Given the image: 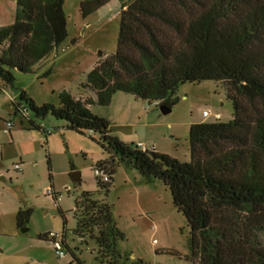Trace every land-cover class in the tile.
I'll return each instance as SVG.
<instances>
[{
    "label": "trees",
    "instance_id": "trees-1",
    "mask_svg": "<svg viewBox=\"0 0 264 264\" xmlns=\"http://www.w3.org/2000/svg\"><path fill=\"white\" fill-rule=\"evenodd\" d=\"M109 1L82 0L80 15ZM62 4L15 1L13 22L0 26L4 84L15 88L13 71L31 72L65 41ZM202 80L224 85L232 116L190 124L189 161L121 141L110 133L108 119L89 109L108 105L116 92L171 107L179 85ZM81 87L94 98L63 90L57 104H37L20 90L13 113L25 107V119L40 131L35 119L51 115L64 129L88 134L109 155L96 164L108 176L96 177L105 193L115 164L134 168L147 183L160 180L189 227L191 264H264V0H127L119 13L116 50L98 55ZM30 214V208L17 211L19 228ZM74 216V233L95 241L104 264H144L117 250L123 234L110 206L91 192H79ZM37 237L47 239L46 233Z\"/></svg>",
    "mask_w": 264,
    "mask_h": 264
},
{
    "label": "rangeland",
    "instance_id": "rangeland-1",
    "mask_svg": "<svg viewBox=\"0 0 264 264\" xmlns=\"http://www.w3.org/2000/svg\"><path fill=\"white\" fill-rule=\"evenodd\" d=\"M15 1L0 0V26L13 22ZM80 1L63 0L67 38L61 45L33 65L31 72L13 71L15 88L0 79V264H104L95 241L73 231L80 191L91 192L94 199L110 206L123 234L116 248L130 261L191 264L189 227L160 180L147 183L134 168L115 164L112 185L105 193L93 170L109 155L88 134L64 129V122L51 115L35 119L45 129L42 132L30 127L20 113H13L12 100L20 90L37 104H57L63 90L82 99L94 98L81 84L98 55L116 50L119 13L127 0H110L86 17L80 15ZM174 98L165 114L159 105L147 107L154 101L123 92H116L108 105L93 104L89 109L108 119L110 133L121 141L135 145L140 141L148 149L189 161L190 124L213 121L217 115L227 121L232 106L224 85L214 80L183 82ZM7 121L12 123L9 131L4 130ZM71 171L80 173L78 184L71 181ZM27 208L31 209L24 225L28 230L22 232L16 214ZM48 232L62 236V257L48 238L37 237Z\"/></svg>",
    "mask_w": 264,
    "mask_h": 264
},
{
    "label": "built area",
    "instance_id": "built-area-1",
    "mask_svg": "<svg viewBox=\"0 0 264 264\" xmlns=\"http://www.w3.org/2000/svg\"><path fill=\"white\" fill-rule=\"evenodd\" d=\"M152 104L154 106H156V105L159 104V102L158 101H154L152 103H148L147 107H149ZM19 113L21 114L22 118H28L29 117V113H28V111H27V109L25 107H22L20 109ZM207 115H208V113L206 111L202 112V116L203 117H206ZM215 118H219L218 115ZM11 127H12V123L10 121H7L6 122V128L4 130L5 131H9ZM40 128H41L42 132H45V129L42 126H40ZM46 132L49 133L50 130H47ZM136 145L142 150L148 149L142 142H138ZM149 149H153V147L149 148ZM16 168L20 169L17 165H16ZM93 172H94L95 176L99 177L102 181H107L108 180L107 173H106V171H105V169L103 167L96 166L94 168ZM46 236H47V238L51 239L52 245L54 246L56 254L59 257H62L64 255V252H63V249H62V236L59 233H54V232H48V233H46Z\"/></svg>",
    "mask_w": 264,
    "mask_h": 264
},
{
    "label": "water",
    "instance_id": "water-1",
    "mask_svg": "<svg viewBox=\"0 0 264 264\" xmlns=\"http://www.w3.org/2000/svg\"><path fill=\"white\" fill-rule=\"evenodd\" d=\"M170 108H171V107H169V106H167V105H165V104H160V105H159V109H160V111H161L163 114L169 112V111H170ZM70 179H71V181H72L73 183L78 184L79 181H80V173H79L78 171H71V172H70ZM79 188H80V187H79ZM20 229H21L22 232H25V231L28 230L27 227H21Z\"/></svg>",
    "mask_w": 264,
    "mask_h": 264
},
{
    "label": "crops",
    "instance_id": "crops-1",
    "mask_svg": "<svg viewBox=\"0 0 264 264\" xmlns=\"http://www.w3.org/2000/svg\"><path fill=\"white\" fill-rule=\"evenodd\" d=\"M97 60H98V58L95 60L94 64L97 62ZM41 61H42V60H41ZM41 61H39V62H41ZM39 62H38V63H39ZM93 66H94V65H93ZM93 66H92V67H93ZM91 92H92V91H91ZM92 98H93V97H92ZM111 99H112V98H111ZM101 116H102V115H101ZM202 121H203V119H200L199 121H196V122H202ZM138 142H140V141H138ZM138 142H137V143H138ZM137 143H136V144H137ZM154 150L157 151V152H160V153H161V151H160L159 149H157V148H154Z\"/></svg>",
    "mask_w": 264,
    "mask_h": 264
}]
</instances>
